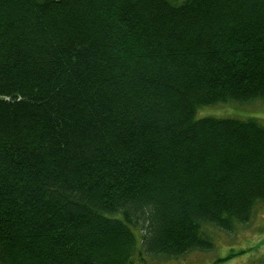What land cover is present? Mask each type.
<instances>
[{
	"label": "trees",
	"instance_id": "obj_1",
	"mask_svg": "<svg viewBox=\"0 0 264 264\" xmlns=\"http://www.w3.org/2000/svg\"><path fill=\"white\" fill-rule=\"evenodd\" d=\"M255 100L264 0H0V264L212 250L264 203V124L196 113Z\"/></svg>",
	"mask_w": 264,
	"mask_h": 264
},
{
	"label": "rangeland",
	"instance_id": "obj_2",
	"mask_svg": "<svg viewBox=\"0 0 264 264\" xmlns=\"http://www.w3.org/2000/svg\"><path fill=\"white\" fill-rule=\"evenodd\" d=\"M204 117L255 118L264 124V101H229L203 106L198 109L196 118ZM211 232L214 247L210 251L193 250L178 258L143 255L144 261L136 256L133 264H264V203L255 208L247 223L237 224L232 231L212 229Z\"/></svg>",
	"mask_w": 264,
	"mask_h": 264
}]
</instances>
